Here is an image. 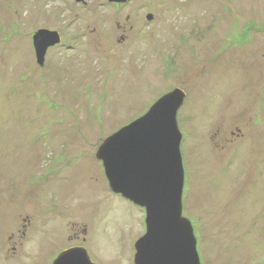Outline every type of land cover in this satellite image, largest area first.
Segmentation results:
<instances>
[{
  "label": "rangeland",
  "instance_id": "obj_1",
  "mask_svg": "<svg viewBox=\"0 0 264 264\" xmlns=\"http://www.w3.org/2000/svg\"><path fill=\"white\" fill-rule=\"evenodd\" d=\"M86 1L80 22L74 0H0V264H55L79 245L94 264H134L146 211L112 192L98 150L178 89L201 264H264V0ZM104 16L103 44L79 30L82 56L36 61L40 30Z\"/></svg>",
  "mask_w": 264,
  "mask_h": 264
},
{
  "label": "water",
  "instance_id": "obj_2",
  "mask_svg": "<svg viewBox=\"0 0 264 264\" xmlns=\"http://www.w3.org/2000/svg\"><path fill=\"white\" fill-rule=\"evenodd\" d=\"M57 34L40 30L34 37L40 65L48 48L59 43ZM185 98L179 89L162 97L98 150L112 192L146 211V234L135 244L134 264H201L194 227L183 215L185 168L178 113ZM55 264L94 263L85 249H73Z\"/></svg>",
  "mask_w": 264,
  "mask_h": 264
},
{
  "label": "flooded vegetation",
  "instance_id": "obj_3",
  "mask_svg": "<svg viewBox=\"0 0 264 264\" xmlns=\"http://www.w3.org/2000/svg\"><path fill=\"white\" fill-rule=\"evenodd\" d=\"M74 1H75L76 6H77V9H76V11H77L76 12V17L74 19H76L78 21L89 19V18L86 17V15L87 14H91V12L95 9V7H92L91 6L93 4L91 2H89V1H86V0H84L83 2H77V0H74ZM99 1H103V0H99ZM133 2H134V0H127L124 3H114V2H111L110 0H108L107 4L109 6L114 7V8L121 9L122 7H128L129 5L133 4ZM107 4H104V5H107ZM87 11H89V13ZM92 14H95V13H92ZM94 19H97V18H94ZM109 19L110 18H107V17L104 16V19H100V23H96L93 20L92 22L95 23L96 25L95 24H90V25L93 26V27H96V29L95 28L91 29L90 26H86V27L80 26V28L79 27L76 28L78 30H75V28H73L69 33H66L65 29H57V30H55L53 28H52L53 30L52 29H49L50 32L58 33L57 34L58 35L57 38L59 40V43H57V44H55L53 46H50L48 48L47 53H46V58H45V61H44V65L41 66V67L42 68H45L44 66H46V64L49 62L48 59H47L48 58V54L51 53L52 51H56V49L59 50V51H63V50L74 51V52L77 51L79 53L78 55H80L81 53H84L83 51L80 52L78 50V48H79V46L82 43H84L82 40L80 41V39H82V37H84V34L86 36L87 33L85 32L84 34H79V30H81V31L85 30V31H88L89 32V36L88 37L90 39L88 38V40H86L88 45H90L91 42H94L95 46H98L100 44H103V42L105 40H104V38L102 36V33H99L98 32L97 25L98 26L106 25L107 24V21H109ZM146 19H147L148 22H153L154 15L148 14L147 17H146ZM110 20H112V19H110ZM126 20L131 22L132 17L131 16H128ZM80 22H83V21H80ZM71 25H73V24H71ZM75 31H78V34H75ZM123 40H126V39L123 38ZM119 43L122 44L121 42H119ZM33 46H34V50H35V54H36L37 51H36V47H35V44H34V40H33ZM102 49L103 50H106V48L105 49L102 48ZM80 56H82V55H80ZM74 59L76 60V58H74ZM36 61H38L37 54H36ZM76 62L80 63L81 61L79 59H77ZM82 63H85V61L84 62L82 61ZM53 64H56L57 65V61L54 62V60H52V68H54V65ZM56 65H55V67H56ZM65 74H66V76H75L76 78L83 76V75H81L82 73L79 72V71L69 72V73H65ZM95 74L97 76V72ZM50 75H51V73H50ZM53 75H56V74H53ZM84 78H87V75ZM51 81H50V83H52ZM54 81H56V80H54ZM70 82L71 81H67L66 83H70ZM74 82H77V81H74ZM84 89H86V87H84ZM76 97L78 98V96H76ZM82 97H84V96H82ZM76 247H83V246L82 245L81 246L79 245V246L70 247V248L64 250L63 252L68 251L70 249H74ZM63 252H61V253H63ZM58 256L55 259H57Z\"/></svg>",
  "mask_w": 264,
  "mask_h": 264
}]
</instances>
